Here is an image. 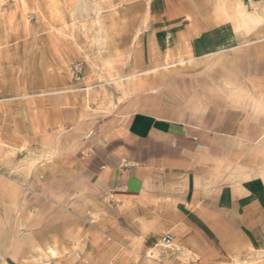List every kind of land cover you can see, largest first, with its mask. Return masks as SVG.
<instances>
[{
  "label": "crops",
  "instance_id": "obj_1",
  "mask_svg": "<svg viewBox=\"0 0 264 264\" xmlns=\"http://www.w3.org/2000/svg\"><path fill=\"white\" fill-rule=\"evenodd\" d=\"M142 29L73 101L72 132L0 183L28 192L23 243L47 236L52 206L169 233L175 264H218L264 238V0H151Z\"/></svg>",
  "mask_w": 264,
  "mask_h": 264
},
{
  "label": "rangeland",
  "instance_id": "obj_2",
  "mask_svg": "<svg viewBox=\"0 0 264 264\" xmlns=\"http://www.w3.org/2000/svg\"><path fill=\"white\" fill-rule=\"evenodd\" d=\"M150 1L0 0V171L6 177L20 176L72 132L63 120H72L73 101L88 103V88L103 80L105 62L119 64L132 54ZM27 194L0 183L6 236L0 264H175L179 248L161 243L165 233L137 238L130 221L116 220L105 232L101 220H74L52 206L47 236L23 243ZM15 235L20 242L8 253ZM233 249L218 264H264V238Z\"/></svg>",
  "mask_w": 264,
  "mask_h": 264
},
{
  "label": "built area",
  "instance_id": "obj_3",
  "mask_svg": "<svg viewBox=\"0 0 264 264\" xmlns=\"http://www.w3.org/2000/svg\"><path fill=\"white\" fill-rule=\"evenodd\" d=\"M171 235L169 233H165L161 237V243L164 245H168L171 242Z\"/></svg>",
  "mask_w": 264,
  "mask_h": 264
}]
</instances>
